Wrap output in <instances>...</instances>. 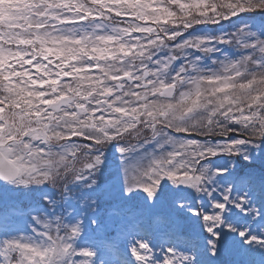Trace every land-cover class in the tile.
Listing matches in <instances>:
<instances>
[{
	"label": "snow or ice",
	"instance_id": "snow-or-ice-1",
	"mask_svg": "<svg viewBox=\"0 0 264 264\" xmlns=\"http://www.w3.org/2000/svg\"><path fill=\"white\" fill-rule=\"evenodd\" d=\"M0 264H264V0H0Z\"/></svg>",
	"mask_w": 264,
	"mask_h": 264
}]
</instances>
